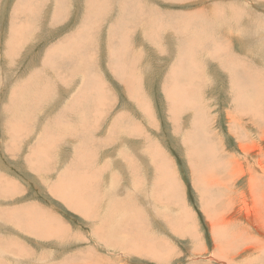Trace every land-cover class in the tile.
Segmentation results:
<instances>
[{
  "label": "rangeland",
  "instance_id": "obj_1",
  "mask_svg": "<svg viewBox=\"0 0 264 264\" xmlns=\"http://www.w3.org/2000/svg\"><path fill=\"white\" fill-rule=\"evenodd\" d=\"M263 127L264 0H0V264H264Z\"/></svg>",
  "mask_w": 264,
  "mask_h": 264
},
{
  "label": "bare ground",
  "instance_id": "obj_2",
  "mask_svg": "<svg viewBox=\"0 0 264 264\" xmlns=\"http://www.w3.org/2000/svg\"><path fill=\"white\" fill-rule=\"evenodd\" d=\"M184 13V12H183ZM189 24V23H188ZM260 25V24H259ZM255 28V27H254ZM254 30V29H253ZM257 30V29H256ZM256 30H255V32H256ZM254 32V33H255ZM258 34V33H257ZM250 36V35H249ZM252 36V35H251ZM254 36V35H253ZM172 72V71H171ZM184 72V71H183ZM235 86H237V85H235ZM101 87V86H100ZM87 88V87H86ZM87 91V90H86ZM93 92V91H92ZM239 94H237V96H238ZM236 96V97H237ZM234 98V97H233ZM238 99V98H237ZM147 112V111H146ZM125 113V112H124ZM171 113V112H170ZM122 114V113H121ZM123 115V114H122ZM123 116H126L125 114L123 115ZM145 116V115H144ZM148 116V115H147ZM150 116V115H149ZM151 117V116H150ZM129 118V117H128ZM60 119V118H59ZM121 120H122V117H121ZM123 121V120H122ZM62 125V124H61ZM264 128V127H263ZM142 143V142H141ZM154 145V144H153ZM146 146V145H145ZM155 147V146H154ZM136 148V147H135ZM153 149V148H152ZM149 146H146V148H145V150H152ZM155 149V148H154ZM157 149H159V152H158V150H157V152H158V154H160V156L162 155L161 154V149H160V147L157 145ZM156 151V150H155ZM142 154V153H141ZM158 154H157V156H158ZM253 154V153H252ZM139 155V154H138ZM152 155V154H151ZM154 157V156H153ZM146 158H147V156H146ZM149 158H150V156H149ZM148 159V158H147ZM159 159V158H158ZM160 160V159H159ZM166 159H164L163 160V162L165 161ZM260 160V159H259ZM149 161V160H148ZM225 161V160H224ZM167 162V161H166ZM165 162V163H166ZM146 163H148V162H146ZM124 166V165H123ZM253 166V165H252ZM251 166V167H252ZM257 167V166H256ZM254 168V167H253ZM253 168H249L250 169V171L251 172H248L247 174H250V179H249V182H248V190H249V188H251V187H255V195H256V199L257 200H254V201H249L248 202V200L247 199H241V200H243L242 202H241V207L238 209H236V211H235V213H237L238 212V210H239V216H241V217H243L247 222H246V224H247V227H248V225H250L248 228L246 227V225H245V222H244V225H243V223L241 224V225H243V228L246 230V232H247V230H248V232H247V234H246V237H245V245L246 246H248V245H253L250 241L251 240H254V242H256L257 244H256V246L257 245H259L260 247H264V238H261V237H258V236H256V235H254V236H250L251 234H250V229H254L255 231H258L259 233H257L258 235H264V195L263 194H261V192L259 191L260 190V188H261V186H263L262 187V190L264 191V181L260 178V176H257V175H255L254 174V169ZM249 169H247V170H249ZM236 170V169H235ZM263 171V170H262ZM261 171V172H262ZM256 172V171H255ZM235 172H233V174H234ZM237 173H239V172H237ZM243 173H245V170H244V172ZM213 174V173H212ZM211 174V175H212ZM236 180H237V178H235ZM233 182V181H232ZM247 185V184H246ZM250 194V193H249ZM251 195V194H250ZM244 196H247V195H244ZM248 198H249V196H248ZM251 200H253V198L251 199ZM80 203V202H79ZM159 203V202H158ZM239 207V206H238ZM47 210V209H46ZM237 213V214H238ZM239 216H237V218H235L237 221L239 220V222L240 221H242L243 222V220H241V219H239L238 217ZM34 219V218H33ZM180 224V223H179ZM28 225H29V223H28ZM240 227V226H239ZM252 233V232H251ZM215 234V233H214ZM215 236H216V234H215ZM234 237V236H233ZM242 237V236H241ZM243 237H244V235H243ZM235 238V237H234ZM237 239V238H236ZM249 239H251V240H249ZM235 242V241H234ZM237 242V241H236ZM218 244V243H217ZM255 245H253V247H254ZM249 247H252V246H249ZM253 247H252V249H253ZM217 250H220V249H217ZM223 250V249H222ZM236 251V250H235ZM249 251H251V250H249ZM258 251V250H257ZM260 251V250H259ZM254 254H256L255 253V251L253 250L252 251ZM260 253V252H259ZM263 253H264V249H263ZM221 253H219V255H220ZM233 255V254H232ZM252 255V254H251ZM217 256H218V254H217ZM220 256H222V255H220ZM225 256V255H224ZM260 256H261V254H260ZM260 256H259V254L258 255H256L255 257H257V258H260ZM261 257H263V256H261ZM224 258V257H223ZM225 258H226V256H225ZM232 259V258H231ZM260 259H262V258H260ZM264 260V259H263ZM262 260V261H263ZM259 261V260H258ZM242 264V263H241Z\"/></svg>",
  "mask_w": 264,
  "mask_h": 264
},
{
  "label": "crops",
  "instance_id": "obj_3",
  "mask_svg": "<svg viewBox=\"0 0 264 264\" xmlns=\"http://www.w3.org/2000/svg\"><path fill=\"white\" fill-rule=\"evenodd\" d=\"M252 34H253V32H252ZM254 35H256V34H254ZM124 138H123V140L124 141H127L126 139H127V136H126V134H124V136H123Z\"/></svg>",
  "mask_w": 264,
  "mask_h": 264
}]
</instances>
